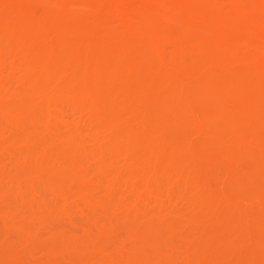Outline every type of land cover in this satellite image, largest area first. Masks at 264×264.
<instances>
[{
    "label": "bare ground",
    "instance_id": "6f19581e",
    "mask_svg": "<svg viewBox=\"0 0 264 264\" xmlns=\"http://www.w3.org/2000/svg\"><path fill=\"white\" fill-rule=\"evenodd\" d=\"M94 1L0 0V70L9 66L10 70L20 68L21 81L20 89L12 97L4 98L0 93V146L20 142L26 146L16 158V169L0 165V178L6 181V185H0V214L7 218L8 222L3 221L5 225L23 237L28 234L24 219L38 210L50 218L67 216L69 202L80 199L92 212L100 210L111 217L109 225L103 224L98 229L101 243L112 242L121 252L127 249L126 242L116 235L119 230L115 231L121 229V221L132 223L127 228L134 227L129 232L130 228L125 227L127 236L140 239L139 247L135 241L139 251L133 244L135 249L129 258L125 253L126 260L116 263L111 256L109 264H172L177 258L174 236L179 231L174 227L176 224L171 226L175 222L170 220L177 210H170L169 232L166 222H161L162 226L165 222L164 234L158 226L160 220L152 218L151 226L137 221L153 214L162 218L170 208L164 203L181 196L196 203L190 204L195 212L199 211L197 215L203 209L204 216L212 211L216 214L235 209L245 215L252 212L248 216L253 222V215H257L255 222L258 219L261 230L254 242L252 237V243L247 240L251 243L249 247L238 237V230L244 229H235L227 223L231 226L226 229L225 224L220 231L225 228L226 238L238 242H232L235 246L232 249L240 248L239 253L243 250L251 254L253 248L254 252L263 251L256 249L257 245L264 246V0ZM235 14L248 18L241 27L234 23ZM215 24L220 30L225 28L227 34L213 32L211 27ZM204 35L210 38L209 43H216L214 48L213 44L207 48ZM201 37L205 42L199 41ZM139 52L147 55L139 57ZM28 70L38 72L31 76ZM194 72L200 73L195 81L197 89L208 90L214 78L221 79L218 82L224 84L222 87L232 88L225 93L226 87L225 94L218 93L220 96L217 94L206 105L190 107L184 99L186 92L182 91L185 84L179 78L191 74L198 77ZM69 109L78 113L80 119L76 122L82 125L81 129L73 128L67 119ZM85 123L89 125L88 131L93 132L87 131L89 136L82 134ZM30 128L32 133L23 135ZM7 132L8 138H3ZM188 132L207 138L208 144L203 145L206 153L195 152L197 145L189 140ZM88 142L94 146L90 152L83 147ZM218 156L226 157L232 164L228 163L224 169L230 179L225 191L213 190L214 183L211 184L217 181L214 163L219 161ZM210 160L214 161L211 162L215 166L210 165L214 171L207 166ZM202 163L209 173L202 172ZM23 170L27 171L25 175L20 173ZM241 174L249 177L242 185L238 182ZM103 187L105 195L94 197L95 193H103ZM126 190L132 195L140 190L145 197H124ZM221 190L223 193H219ZM119 191L122 197L114 199ZM15 193H19L18 202L29 214L22 216L4 207ZM237 196L248 200L250 212L240 206ZM60 201L63 203L59 204ZM189 210L186 214L197 221L196 214ZM247 220L245 226L251 221ZM210 224L201 230L202 240L213 236ZM190 233L194 235V230ZM222 241L216 247L223 248L213 247L216 250L212 248L209 254L199 250L202 246L197 247L198 251L192 250L183 264H212L211 258L216 264L213 256L222 252L225 255L230 248L225 247V242L222 246ZM64 247L60 250L66 252ZM0 259L26 264L2 243Z\"/></svg>",
    "mask_w": 264,
    "mask_h": 264
},
{
    "label": "rangeland",
    "instance_id": "374dc122",
    "mask_svg": "<svg viewBox=\"0 0 264 264\" xmlns=\"http://www.w3.org/2000/svg\"><path fill=\"white\" fill-rule=\"evenodd\" d=\"M96 2L98 1V0H95ZM94 1V2H95ZM91 3H93V2H91ZM90 6H92V5H90ZM89 7V6H88ZM215 15V14H214ZM235 17H234V19L236 20L234 23H237V24H239V26L241 27L242 26V24L244 23V22H246V20L248 19L247 18V16L246 15H244V14H239L238 16H236V14L234 15ZM234 21V20H233ZM212 31L213 32H217L218 34H221L222 35V32H223V35H226L227 34V31L225 30V28H221L222 30H220L219 28H218V26H217V24H215V25H212ZM204 33V32H203ZM224 33H226V34H224ZM202 34V33H201ZM206 35V34H205ZM205 35L203 36V37H205ZM200 36V35H199ZM198 36V37H199ZM207 36V35H206ZM203 37H201V38H198L199 39V41H201V42H203V40L206 38L207 39V41L208 40H210V38L208 39L207 37H205L203 40H201ZM206 41V44H207V48H210V47H208V45H210L211 44V47H212V44L213 43H215L212 39H211V41H213V43L211 42V43H209V41L207 42ZM204 42H205V40H204ZM209 43V44H208ZM216 44V43H215ZM219 45V44H218ZM218 45H217V47H218ZM205 47H206V45H205ZM213 48H214V44H213ZM141 54V55H140ZM143 54V55H142ZM139 55V57L140 56H143V57H145L146 55H147V53H138L137 54V56ZM145 55V56H144ZM10 59V58H9ZM12 59V58H11ZM8 68V69H7ZM7 68H5V70H3V69H1L0 70V93H1V95L4 97V98H9V97H12L13 96V94L14 93H16L20 88H19V85L21 86V81L19 80L20 78H19V75H20V68H17V67H15V68H17V69H14V67H12V69H13V71H12V69L10 70V66L9 67H7ZM7 69V70H6ZM16 70V71H15ZM29 71V73H30V75L31 76H36V72H38V70L36 71V70H28ZM194 74H196L195 72H194ZM198 75V77H193L192 76V74H191V77L190 76H188L187 78H189V80L186 78V77H184L185 78V80H183L184 78L183 77H181V78H179L181 81H183L184 82V84H185V87H183V93L184 92H186L185 93V96H184V99H185V101H187L188 100V102H186L190 107H193V108H195L196 107V109H197V107H199L200 105L201 106H203V105H206V104H208V103H210V102H212L213 101V99L211 100V98H215V97H217V94L218 93H220V95H223V94H225L226 92H228L229 91V87H230V89L232 88V86H226L225 85V87L223 86L222 87V84L221 83H219V82H221V81H219L218 82V80H221V79H218L217 80V78L215 79L214 78V80L212 81L211 80V82H213L211 85L213 86V88H212V86H210L209 85V87L211 88V89H213V90H210V88H208V90L207 89H205L204 91H203V88H200V89H197L196 88V82L195 81H197L198 79L197 78H199V75H200V73L198 72V74H196V76ZM180 77V76H179ZM193 77V79H191ZM188 80V81H187ZM182 82V83H183ZM221 84V85H220ZM224 85V84H223ZM220 86V87H219ZM228 89H227V88ZM186 88V89H185ZM223 88V89H222ZM225 88L227 89L226 91H225ZM201 91V94H200V91ZM216 91V92H215ZM224 91H225V93H224ZM223 92V93H222ZM162 92H160V95H164V93H162ZM211 93V94H210ZM203 94H205V95H203ZM207 94H210V95H212V96H209V95H207ZM169 96H171V93L170 94H168ZM219 95V94H218ZM219 95V96H220ZM188 97V98H187ZM210 99V100H209ZM200 104V105H199ZM71 110H73V109H69V112H67L66 113V117H67V119L69 120V122L73 125H71L70 124V127L72 126L73 128H75L76 126L78 127V129H81L80 127H82V125H77V120H79L78 119V113H76L74 110H73V112L71 111ZM67 111H68V109H67ZM69 113V114H68ZM77 115H76V114ZM68 115V116H67ZM70 118V119H69ZM85 118V117H84ZM83 118V119H84ZM87 120H88V118H86ZM83 120V121H86V123H87V120ZM73 120V121H72ZM81 121V120H80ZM79 121V122H80ZM89 121V120H88ZM73 122V123H72ZM78 122V124H80ZM84 124V126L85 127H83V130L85 131H83V130H79V131H83V133L82 134H88L87 136H89V125H87V124ZM81 124H83L82 122H81ZM88 124H89V122H88ZM87 125V126H86ZM257 126H259L258 124H256ZM80 126V127H79ZM257 126H254V128H256V129H258V127ZM88 127V128H87ZM260 127V126H259ZM85 128H87V129H85ZM89 130V131H88ZM188 130V129H187ZM87 131L89 132V133H87ZM91 131H92V129H91ZM182 131H186L185 129L184 130H182ZM187 132V131H186ZM27 134H25V133H23V135H30V133H32V130H31V128L26 132ZM91 133H93V132H91ZM90 133V134H91ZM10 134V132H7V134L3 137V138H8V135ZM187 136H188V138H189V140L190 141H192V143L194 144V146H196L197 145V147H195L196 149L195 150H198V152L197 151H195L196 153H201L203 150H205L206 148H204V146L203 145H205L206 143L208 144V141H207V138H205V136L204 137H202L201 135L199 136V134L197 135V134H195V133H193V132H188V134H187ZM84 137H85V135H84ZM205 138V139H204ZM1 141H2V137H0V144H1ZM206 142V143H205ZM87 144V145H86ZM85 144V146H83L88 152H90V150L92 149V148H94V146L90 143V142H88V143H86ZM7 146H4V147H1L0 146V165L1 166H3V167H5V168H7V169H10V170H14V169H16L15 167H16V158H17V156L19 155V153H21L22 151H25L26 150V146H25V144L23 143V142H20L19 144H17V145H14V146H10V144L9 143H7L6 144ZM206 147V146H205ZM34 149L35 150H37V151H40V150H42L41 148H38V147H34ZM93 150V149H92ZM206 151L207 150H205V151H203V152H205L206 153ZM194 152V154H196ZM202 152V153H203ZM211 151H208V153L210 154V155H212V153H210ZM204 154V153H203ZM216 156V158H217V155H215ZM220 157V158H219ZM83 158V157H82ZM82 158H80V159H82ZM212 158V157H211ZM218 158H219V161H218V159H217V161L220 163H218L217 161V163H218V166H217V163L215 162L214 164H216V167H214L215 165H213V163L211 162V161H213V160H210V162L208 161V165L207 166H209V168H210V165L212 164V166L214 167V169L217 171V175H216V177H217V181H214V182H211V184L212 183H214V184H212L213 186H214V188L213 187H211V188H213V190L215 189V190H219L220 191V189H223L224 190V186H227V184L226 183H228V181L230 180L229 179V174H226V171H224V169L226 170V167H227V165H228V163L230 164V162L228 161V159L226 158V157H224V156H218ZM213 159V158H212ZM215 159V158H214ZM216 160V159H215ZM93 161L95 162V160L93 159ZM92 161V162H93ZM214 162V161H213ZM207 163V162H206ZM210 163V164H209ZM251 164H253V163H255V162H250ZM249 163V164H250ZM88 164H90L91 165V163L90 162H88ZM93 164H95V163H93ZM204 165H205V163H204ZM204 165H203V163L201 164V167L202 168H204V169H202V172H203V170L206 172V173H209V172H207V171H210L211 170V168H212V166H211V168H210V170H207L206 171V166L204 167ZM221 165H224V166H221ZM232 164H230L229 166H231ZM255 165V164H254ZM252 166V167H255V166ZM257 165V164H256ZM219 166H221L220 168H218ZM200 168V167H199ZM208 168V169H209ZM217 168V169H216ZM21 168L20 167H18V170H20ZM22 169H24L23 167H22ZM21 169V170H22ZM214 169H212L213 171H214ZM26 170V169H25ZM65 170V169H64ZM68 169H66V171H67ZM211 170V171H212ZM69 171V170H68ZM215 171V172H216ZM25 173V172H27V171H25L24 172V170L23 171H20V173ZM204 172V173H205ZM225 172V173H224ZM26 174V173H25ZM24 174V175H25ZM29 174V172L27 173V175ZM244 175V176H243ZM246 174H241L238 178H239V180H238V182H242V181H248L249 180V177L246 175ZM215 176V175H214ZM243 176V177H242ZM24 177V176H23ZM245 178L247 179L248 178V180H245ZM229 179V180H228ZM216 182V183H215ZM219 185H218V184ZM243 183V182H242ZM242 183H241V185H242ZM245 183V182H244ZM247 184V182L245 183V185ZM0 185H6V181L3 179V178H0ZM211 185V186H212ZM217 185V186H216ZM102 186H104V185H99V187L101 188ZM104 187H106V186H104ZM103 187V193H102V191H100V192H98V193H95L94 194V197L96 196V198H99L100 196L99 195H101L102 197L105 195L104 194V189L106 190V188H104ZM210 187V186H209ZM219 187V188H218ZM222 187V188H221ZM217 188V189H216ZM227 188V187H226ZM228 189V188H227ZM226 189V190H227ZM100 190V189H99ZM102 190V189H101ZM120 190H123V189H120ZM217 190V191H218ZM127 191V190H126ZM125 191V192H126ZM225 191V190H224ZM121 192H123V193H125L124 191H121ZM128 192V191H127ZM125 193V195L123 194V196L124 197H131L132 198V196H135V197H138L137 195H139V197L140 196H142V197H145L144 196V194L145 193H143V192H141L140 190L139 191H137L138 193H134V194H136V195H132L131 193ZM131 192V191H130ZM106 193V192H105ZM120 193V191L119 192H117L116 193V197H114V199H118L117 197L118 196H121V193ZM219 193H223V191L221 190V192H219ZM99 196V197H97V195ZM118 194V195H117ZM262 194V195H261ZM260 196L261 197H263V193H260ZM56 197H58V196H56ZM63 196H60V198H61V200L63 201L64 200V198H62ZM122 197V196H121ZM176 196H174L172 199L170 198V200H174L173 202H169V200H167L166 202H168V203H164L166 206H167V208L169 207V205H170V208H169V212H170V210L172 209V208H175V209H172L171 211L173 212V210L174 211H176V213L174 212V214L173 215H175V216H173V217H171L172 216V214H171V212L169 213V212H167V211H165L166 213H169V215L170 216H168V217H166V215H168V214H166V213H164V215L162 216V218H161V216H157V215H154L153 214V212H152V214L153 215H149L148 217H146V218H144V219H142V221L141 220H139V221H137V224L139 223L140 225H145V223H146V225L147 226H151L152 224V222L154 223V221H152V218H153V220H160L159 221V223H158V226H160L161 228H162V233L164 234V233H167V232H164L165 231V227H164V224H165V222H166V224L167 225H165L166 227L168 226V224L169 225H171L170 224V222L173 220L175 223H173V221L171 222V223H173L171 226H173L174 224H176V226L174 225V227H176L177 228V230L179 231V233H177V236L175 235L174 237H176V238H174L173 240L175 241L174 242V244H175V253H177L176 254V256H177V258H176V263H172V264H183L184 262H185V260H186V257L188 256V255H191L190 253H193V251L192 250H194L195 251V249H197V247L198 248H200L201 246H202V248L201 249H199V250H202L203 252L202 253H207V254H209V253H211L212 252V248L214 247V248H223V247H221L220 245L219 246H217L216 247V245H218L219 244V242H221L222 240H224V241H222L223 243L221 244L222 246H224V242H225V247L226 248H228V247H230V248H228L226 251H227V255L225 256L223 253H225V252H222L221 254H223V255H221L220 253V256H218V257H215V256H213V259L215 258V262H216V264H233V263H236V264H238L241 260H242V262H240V264L241 263H243V264H256L255 262V258H257V264H263L264 263V257L263 258H261V256H264L263 254H264V246H258L257 245V249L256 250H259L260 248H262L263 249V251H261V250H259L260 252H258V251H253V249L252 250H250L251 251V254H249V253H247V252H243V250L241 251V253H239V251H240V248H239V251L237 250L238 248H235V249H232V248H234L235 246H234V244H236V243H238V242H236L235 243V241L236 240H230L231 238L228 236L227 238L230 240V241H228L227 240V238H226V236H225V232H224V230H226L229 226H233L234 225V227H235V229H237V228H239V229H244L245 231H243V232H240V230H238L239 232H238V237H239V239H241V242H243V245L245 246V247H249V246H251V239H253V242L256 240V237L259 235L258 234V232H260V228H261V225H259V223H257L258 222V219H257V221L255 222V217L257 218V213H253V214H255L256 216L254 217V215H253V218H254V222L252 221V217H250L251 216V214L250 213H252V212H250L248 209V202H246V201H248V200H246V199H242V200H244V202L242 201V200H240L242 197H239V196H237V198H236V200L240 203V206L241 207H245V208H247V209H245L246 211L248 210L250 213H246V214H250V216H248V215H245L243 212H242V214L240 213L241 211H238V210H235V209H231L230 211H228V209H227V211L224 209V208H227V207H229V206H225L224 208H222L223 210H225V211H221V212H218V213H214V211H212V212H210V214L211 215H209V213H207V211L205 212V213H207V214H205V216H204V214L202 213V212H204L203 210L201 211V213H200V215H197V213L199 212V211H194L193 210V208L194 207H192V205L190 204V203H192L193 204V201L192 200H190V201H187V199H185V198H183V197H181V196H177L176 198H175ZM179 197H181V198H179ZM50 198H51V196H50ZM59 198V197H58ZM130 198V199H131ZM55 200H57L58 201V199L57 198H54ZM73 198H71L70 200H72ZM113 199V198H112ZM113 199V200H114ZM185 201H184V200ZM75 200V199H74ZM74 200H72L71 202H69L70 204H72V206L69 204V205H67L68 207V215L66 216V215H56L55 217H53V218H50L49 216L50 215H48V214H46V213H43L42 211H40V210H38L37 212H36V214L34 215V216H31V217H29V218H26V219H24L23 220V223H24V221H25V225H26V228H27V230H28V234L27 235H25V236H23V237H21V236H18L17 235V233H12V228H10L9 226H6L5 225V222H3L5 219H4V217L0 214V243H2V244H4V245H6V248L7 249H9L11 252H12V254L16 257V259H19V260H21L22 262L24 261L26 264H109L108 263V259L111 257V258H113V260H115V262L116 263H119V261H125L126 259V257L123 259V257H124V254L126 253V255L125 256H127L128 257V255L131 253L132 254V252L134 251V249L132 248L134 245L133 244H135V246L134 247H136L137 248V246H136V243H137V245H138V243H140L139 241H140V239L138 240V238H133V236H132V238L134 239V240H132V238H131V236H127V231L129 232L130 230H132V229H134V227L133 228H130V227H128L127 228V226L131 223H129L128 225H127V222L125 223V222H123V221H121L119 224H121V223H123V225L121 226V225H119L120 226V228L121 229H116L115 231H117V230H119L117 233L118 234H116V235H119L120 236V238H122L121 240H124V243L126 244V247H127V249H125V251L123 252H121V249H119V248H116L114 245H112V242H108V243H101V237H99V233L97 234V232H99L98 231V229H101V225H109V222H110V220H111V217H108V216H105L104 214H102L103 212L101 211L100 212V210L99 211H95L96 213H94V211L92 212L91 211V208H89V206L87 205H85V203H81V202H83L82 200H81V202H80V199L78 200H76V201H74ZM189 200V199H188ZM240 200V201H239ZM19 201V193H15V195L13 196V197H11L9 200H8V202L4 205V207L6 208V207H8L9 209H12V210H14L15 211V213L16 214H19V215H22L23 216V214L24 215H27V214H29V212L27 211V208H24L22 205H20V203L18 202ZM115 201V200H114ZM77 202H79V203H77ZM187 202H189V206L188 205H186V203ZM247 204H246V203ZM63 202H61L60 201V203L59 204H62ZM154 204V203H153ZM172 204V205H171ZM175 204H176V206H175ZM194 204L196 205V203L194 202ZM193 204V206H195ZM155 205V204H154ZM164 205V208H166V206ZM187 206V207H185V206ZM243 205V206H242ZM246 205V206H245ZM69 206H70V208H69ZM190 206L192 207L191 209L193 210V212H192V210L190 211L189 210V208H190ZM37 207V205H34V208H36ZM148 210H150L151 209V206H145ZM182 207V208H181ZM237 207H239V205L237 206ZM90 210H89V209ZM180 208V209H179ZM185 208H187V209H185ZM230 208V207H229ZM233 208V207H232ZM235 208V207H234ZM58 209V208H57ZM206 209V208H205ZM208 209V208H207ZM206 209V210H207ZM238 209V208H237ZM242 208H240V210H241ZM59 210V209H58ZM188 210L190 211V212H192V213H194V214H196L195 215V217H197V221H196V219H193L191 216H189V214L187 215L186 213H188ZM90 211V212H89ZM219 211H220V209H219ZM237 211V212H236ZM247 211V212H248ZM92 212V213H91ZM99 212V213H98ZM178 212H180V213H178ZM95 215H94V214ZM185 213V214H184ZM212 213H214V214H212ZM102 214V215H101ZM193 214V215H194ZM199 214V213H198ZM191 215V214H190ZM188 216V217H187ZM208 216V217H207ZM247 216V217H246ZM170 217L172 218L171 220H170ZM203 217V218H202ZM249 217V219L247 220L246 218H248ZM148 218V219H147ZM151 218V220H149ZM164 218V219H163ZM168 218V219H167ZM198 218H199V220H198ZM200 219H201V221L202 222H204V223H202L201 221H200ZM205 219V220H204ZM149 220V221H148ZM170 220V222H168ZM190 220V221H189ZM193 220V221H192ZM195 220V221H194ZM246 220H247V222L248 221H250L246 226H245V222H246ZM5 221H7V218H6V220ZM125 221V220H124ZM151 221V222H150ZM163 221H165L164 223H163V226H162V224H161V222H163ZM8 222V221H7ZM134 222H136V221H133V224H135L136 225V223H134ZM143 222V223H142ZM191 222H193V223H191ZM194 222H196V223H194ZM233 222V223H232ZM240 222V223H239ZM241 222H243V223H241ZM190 223V224H189ZM197 223H201V224H198L197 225ZM213 224V225H211V224ZM227 223H231V225L230 224H227ZM256 223H257V225H256ZM192 224V225H191ZM194 224H195V226H196V228H195V226H194ZM206 224H210L211 226H213V230L211 229V226L209 227V226H207V227H209L210 228V230L212 231L211 232V234L213 235H210V232L209 233H207L208 231H210V230H207V228H206V233L205 234H207V235H210V236H212V237H207L208 239H206V238H203L205 241H207V242H205L204 240H202V237L203 236H201L202 235V232H204V231H202L201 232V230L202 229H204V227H206ZM215 224V225H214ZM225 224H227V226H224V227H226V229L225 228H221L222 230H223V232L222 231H220V227H222L223 225H225ZM125 225V226H124ZM127 225V226H126ZM189 225H191V226H189ZM203 225V226H202ZM229 225V226H228ZM124 226V227H123ZM134 226V225H133ZM137 226H139V225H137ZM136 226V227H137ZM200 228H199V227ZM201 226H202V228H201ZM215 226V227H214ZM248 226V227H247ZM127 229H129V230H127L126 231V228ZM131 227H132V223H131ZM143 226H139V228H142ZM160 227H158L159 229H161ZM164 227V228H163ZM191 227V228H190ZM138 228V227H137ZM144 228V227H143ZM214 228H215V230H214ZM232 228V227H231ZM158 229V230H159ZM164 229V230H163ZM196 229H198V230H196ZM168 230V232H169V227H167V229H166V231ZM193 231L194 230V235L193 234H191L190 233V231ZM196 230V231H195ZM200 230V231H199ZM115 231L113 232L114 234H115ZM188 231V232H187ZM214 231V232H213ZM254 231V232H253ZM89 232H90V235H88L89 234ZM187 232V233H186ZM216 232V233H215ZM237 232V231H236ZM190 233V234H189ZM240 233V234H239ZM247 233V234H246ZM254 233V234H253ZM87 234V235H86ZM113 234V235H114ZM178 234H180V235H178ZM204 234V233H203ZM93 235V237H91ZM115 235V236H116ZM239 235H243V237L241 236H239ZM249 235V236H248ZM190 236V237H189ZM197 236V237H196ZM224 236H225V238H224ZM248 236V237H247ZM86 237V239H84ZM116 237H118V236H116ZM201 237V238H200ZM250 237H252L251 239H250ZM88 238H90V239H88ZM200 239V241H199V239ZM249 238V239H248ZM138 241H137V240ZM222 239V240H221ZM86 240V241H85ZM87 240H88V242H87ZM247 240H249L250 242H247ZM135 241H136V243H135ZM204 241V242H203ZM212 241V242H211ZM227 241V242H226ZM84 242H87V243H84ZM134 242V243H133ZM234 244H233V243ZM64 245H63V244ZM130 243V244H129ZM200 243V244H199ZM204 243V244H203ZM230 243L231 244H233V246L232 245H230ZM248 243V244H247ZM250 243V244H249ZM128 244V245H127ZM141 244V243H140ZM202 244V245H201ZM130 245H132V246H130ZM178 247H177V246ZM200 245V246H199ZM229 245V246H228ZM243 245L241 244V246H240V244L238 245V247H242L243 248ZM63 246H65L64 248H66L67 249V254H66V252H63V250H60V248L61 247H63ZM180 246V247H179ZM205 246V247H204ZM228 246V247H227ZM131 249H130V248ZM138 247H139V245H138ZM177 247V248H176ZM210 247V248H209ZM259 247V248H258ZM210 249V251L208 250L207 251V249ZM213 248V250H216V249H214ZM138 249V248H137ZM136 249V250H137ZM218 249V250H219ZM230 249V250H229ZM120 250V251H119ZM130 251V252H128V251ZM131 250H132V252H131ZM174 250V249H173ZM232 250H235V251H232ZM255 250V249H254ZM138 251H139V249H138ZM196 251H198V249L196 250ZM206 251V252H205ZM229 251H230V253H229ZM232 251V252H231ZM249 251V252H250ZM121 252V253H120ZM187 253H189V254H187ZM242 253H247V254H245V256H243L244 254H242ZM263 253V254H262ZM121 254H123V255H121ZM218 254V253H217ZM259 254H261V255H259ZM229 255V256H228ZM247 255V256H246ZM129 256H131V255H129ZM240 256V257H239ZM242 256H243V258H242ZM248 257H250V258H248ZM251 257H253L252 259H251ZM129 258V257H128ZM236 258H238V260H239V262L237 263V262H235V261H237L236 260ZM241 258V259H240ZM259 258H261V261H260V259ZM184 259V260H183ZM249 259H251V260H249ZM254 259V260H253ZM178 260V261H177ZM253 260V261H252ZM0 261H2L1 259H0ZM229 261V262H228ZM247 261H249L248 263H247ZM250 261H251V263H250ZM255 261V262H254ZM23 262V263H24ZM181 262V263H180ZM211 262H212V264L214 263V261H212V258H211ZM252 262H254V263H252ZM2 264H15V263H12V262H10V261H8V260H4V261H2L1 262ZM116 263H114V264H116ZM171 264V263H170ZM196 264V263H195Z\"/></svg>",
    "mask_w": 264,
    "mask_h": 264
}]
</instances>
